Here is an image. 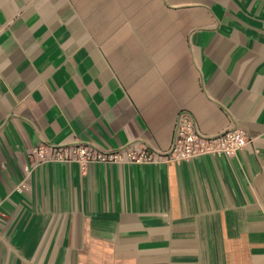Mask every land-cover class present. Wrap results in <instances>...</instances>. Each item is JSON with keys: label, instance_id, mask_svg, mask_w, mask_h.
<instances>
[{"label": "crops", "instance_id": "obj_1", "mask_svg": "<svg viewBox=\"0 0 264 264\" xmlns=\"http://www.w3.org/2000/svg\"><path fill=\"white\" fill-rule=\"evenodd\" d=\"M236 153L166 152L178 115ZM0 264H264V0H0Z\"/></svg>", "mask_w": 264, "mask_h": 264}, {"label": "built area", "instance_id": "obj_2", "mask_svg": "<svg viewBox=\"0 0 264 264\" xmlns=\"http://www.w3.org/2000/svg\"><path fill=\"white\" fill-rule=\"evenodd\" d=\"M252 140L243 128H232L218 135L201 133L193 116L181 111L175 126L170 148L164 153H156L147 148L141 150L102 152L87 144L69 146H41L36 149L37 159L43 161L78 162H147L159 161L180 163L202 155H216L223 152L236 153Z\"/></svg>", "mask_w": 264, "mask_h": 264}]
</instances>
